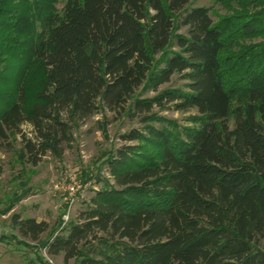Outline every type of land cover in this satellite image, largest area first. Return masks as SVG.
<instances>
[{
    "label": "trees",
    "instance_id": "1",
    "mask_svg": "<svg viewBox=\"0 0 264 264\" xmlns=\"http://www.w3.org/2000/svg\"><path fill=\"white\" fill-rule=\"evenodd\" d=\"M190 1L0 0V142L37 166L98 108L142 124L110 160L119 189L43 244L64 264H264V0H217L218 21ZM169 104L196 115L154 113Z\"/></svg>",
    "mask_w": 264,
    "mask_h": 264
},
{
    "label": "rangeland",
    "instance_id": "2",
    "mask_svg": "<svg viewBox=\"0 0 264 264\" xmlns=\"http://www.w3.org/2000/svg\"><path fill=\"white\" fill-rule=\"evenodd\" d=\"M65 1L58 0L57 8L61 9ZM195 6L209 7L214 21L227 14L217 0H191L187 5L188 8ZM178 32L185 33L186 28L182 27ZM38 72L34 69L31 79ZM185 81L175 74L159 89L183 87ZM149 89L139 88L136 96H153L155 92ZM154 113L184 126L189 125L188 117L196 115V110L181 112L169 104L165 108L155 107ZM22 129L32 136L29 125H23ZM133 129H142L138 118L126 114L117 116L98 108L72 130L71 141L69 145H62L61 156L49 152L37 166L22 160L18 152V138L10 144L0 142V237L4 238L0 241V259H3L0 264H20L15 262L16 259L30 264L26 261L30 258L37 264H64L62 255H49L43 244L52 236L65 233L60 227L65 224V228L76 221L78 214L90 205L94 196L119 189L114 184L109 163L117 149L138 144L124 141L121 137ZM14 216L45 221L49 229L40 236V241L24 238L12 222ZM73 263L71 260L68 264Z\"/></svg>",
    "mask_w": 264,
    "mask_h": 264
},
{
    "label": "crops",
    "instance_id": "3",
    "mask_svg": "<svg viewBox=\"0 0 264 264\" xmlns=\"http://www.w3.org/2000/svg\"><path fill=\"white\" fill-rule=\"evenodd\" d=\"M2 257H3V256H1V258H2ZM8 257H9V259L12 258V257H10V256H8ZM62 258H63V257H62ZM1 260H3V259H0V261H1ZM5 260H6V259H5ZM26 261L29 262L30 264H31V263H33V264H37V263H34V260H33L32 258H30V259H26ZM15 262H17V263L19 262L20 264H24L23 259H16ZM4 264H6V263H4Z\"/></svg>",
    "mask_w": 264,
    "mask_h": 264
},
{
    "label": "built area",
    "instance_id": "4",
    "mask_svg": "<svg viewBox=\"0 0 264 264\" xmlns=\"http://www.w3.org/2000/svg\"><path fill=\"white\" fill-rule=\"evenodd\" d=\"M70 190H73V187H70Z\"/></svg>",
    "mask_w": 264,
    "mask_h": 264
}]
</instances>
